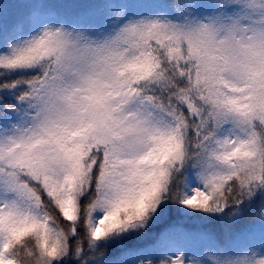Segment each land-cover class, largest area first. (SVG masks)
I'll return each mask as SVG.
<instances>
[{
	"label": "snow or ice",
	"instance_id": "6c2138e0",
	"mask_svg": "<svg viewBox=\"0 0 264 264\" xmlns=\"http://www.w3.org/2000/svg\"><path fill=\"white\" fill-rule=\"evenodd\" d=\"M0 264H264V0H0Z\"/></svg>",
	"mask_w": 264,
	"mask_h": 264
}]
</instances>
